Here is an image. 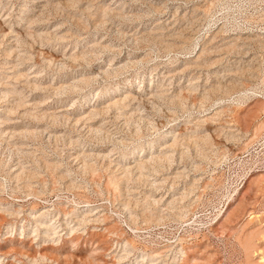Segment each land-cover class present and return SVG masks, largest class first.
I'll return each mask as SVG.
<instances>
[{"label": "rangeland", "instance_id": "obj_1", "mask_svg": "<svg viewBox=\"0 0 264 264\" xmlns=\"http://www.w3.org/2000/svg\"><path fill=\"white\" fill-rule=\"evenodd\" d=\"M264 0H0V264H264Z\"/></svg>", "mask_w": 264, "mask_h": 264}, {"label": "built area", "instance_id": "obj_2", "mask_svg": "<svg viewBox=\"0 0 264 264\" xmlns=\"http://www.w3.org/2000/svg\"><path fill=\"white\" fill-rule=\"evenodd\" d=\"M249 154L254 158L255 170H264V131L252 142Z\"/></svg>", "mask_w": 264, "mask_h": 264}]
</instances>
